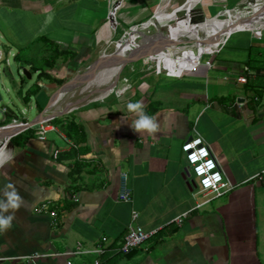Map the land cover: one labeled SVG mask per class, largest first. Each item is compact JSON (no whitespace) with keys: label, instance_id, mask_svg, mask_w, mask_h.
<instances>
[{"label":"crops","instance_id":"1","mask_svg":"<svg viewBox=\"0 0 264 264\" xmlns=\"http://www.w3.org/2000/svg\"><path fill=\"white\" fill-rule=\"evenodd\" d=\"M0 1L2 7L8 8L0 11L2 25L12 38L8 39L9 43L24 44L26 32L34 34V39L56 22L35 27L26 25L22 20L25 13L12 9L23 7L42 15L70 8L66 12L70 17L66 15L58 22L62 25L60 28L32 41L29 55L22 51L14 55L18 64L27 67L31 74V79H26L33 78L30 69L37 79L32 85L27 83L25 91L22 87L15 88L16 99L11 98L12 103L31 105L34 99L40 109L37 118L51 98V105L62 103V107L79 101L70 107L68 114L56 118L54 123L60 127L61 134L50 132L46 140L40 141L34 133L25 132L22 135L30 136L29 142L25 146L12 144L11 155L2 162L0 198H5L4 186L11 182L23 205L15 213L14 227L0 234V264H31L26 257L35 253L43 255L40 262L44 264H63L66 260L76 264H91L96 260L100 264H264V177L254 179L264 170V26L251 29L252 22L259 24V14L249 13V7L264 0H251L253 3L242 6L244 9L240 10L246 15L237 24L247 30L223 37L230 38L210 57L215 63L214 69L208 70L201 64L177 63L172 69L178 72L196 69L182 80L166 77L156 84L144 81L123 97L110 96L104 101H98L97 97L105 98L112 93L103 95L110 88L112 78L93 94L98 95L94 99L75 97L103 73V66L115 51L104 52L94 61L96 50L110 45L115 36L113 24L110 25L112 20L105 10L109 0H26L29 6H22L24 0ZM169 1L128 0L129 9L145 11L151 6L153 11L157 7L158 16L168 14ZM177 1L180 4L175 8L185 3V0ZM202 3L178 19L187 15L182 20L193 21L190 26L199 33L222 24L216 22L218 12L212 18L194 19ZM71 8H74L72 14ZM120 9L117 8L116 20ZM152 11L142 23L151 18ZM173 22L177 20L170 23ZM164 26L156 31H168ZM260 31L257 36L251 34ZM199 33L188 37L198 48L190 56L219 42L201 43L199 40L204 36ZM233 36L238 37L233 39ZM137 37L132 38L131 45L137 42ZM131 45L121 54L122 60L128 59L118 67L121 73L136 71L141 59L146 64L169 63L166 57L172 50L165 49L168 46L165 43L150 55L148 45L141 52L133 51L136 44ZM178 48H181L180 54H188L182 47L172 49ZM98 60L100 63L94 64L86 77L72 82L65 90L67 94L56 95L67 82L82 75L86 69L80 70L82 67ZM244 66H248L250 74L248 83L242 85L236 81L235 73ZM117 82L116 90L122 93L125 80L119 77ZM58 97L61 100L52 104ZM41 98L43 104L39 105ZM136 101L158 123L159 130L154 135L131 129L134 117L127 119L131 114L126 105ZM193 128L210 144L235 185L221 199H213L197 209L202 195L189 184L192 178L187 176L181 152V145L193 135ZM3 149L4 143H0V157ZM55 150L61 152L58 158L53 156ZM121 172L128 177L131 203L117 200ZM250 183L254 184L248 186ZM46 201L52 203L55 217L36 212ZM133 210L139 213L136 225L145 231L155 230L156 234L126 256L117 249L128 232ZM184 213H188L187 217L178 224L176 218ZM99 246L104 249L101 255L94 252Z\"/></svg>","mask_w":264,"mask_h":264},{"label":"rangeland","instance_id":"2","mask_svg":"<svg viewBox=\"0 0 264 264\" xmlns=\"http://www.w3.org/2000/svg\"><path fill=\"white\" fill-rule=\"evenodd\" d=\"M117 1L118 0L106 1L107 5H108L107 6L105 4V10H106L107 16L111 15V17H112L113 13H115V12H113V10H111V13H110V7L111 6L109 7V3H110V5H113V3H116ZM241 1H243V0H204L202 3L203 5L202 6L200 5L198 7V9H196L195 12L197 14H195V15L198 17H195L194 19H197L199 17H202V19L212 18L218 12L219 17L216 19V22L219 21V22L224 23V22H226V20H229V17L222 15L221 14L222 11L228 10V9L231 10L233 8H236V6L238 4H240L241 7L243 5L247 6V5H249V3L252 2L251 0H244L243 2H241ZM21 2L23 5L29 6V3L26 0L21 1ZM179 4H178L177 0H170L167 4L166 10L169 12V11L173 10ZM118 5H119V3H118ZM130 6L131 5L129 4L128 0H122L121 1L119 7H121V9L125 8V10L120 9L117 12L116 17L118 16V18L116 21L118 23V27H116V30L114 33L115 36H114V38H112V42L110 43V45H104L105 48H100V49L96 50V55L94 56V61L96 60V58H99L100 55L104 52H106V53L113 52L116 45H117V42L123 36L124 30L126 31L135 25L142 24L141 21L144 20L147 17V15L150 14V12L152 11L151 6L149 7V9H146L145 11H142V9H136V10L129 9ZM194 7L197 8V5ZM20 8L19 9H12L11 11H22V12H24L25 14L23 15L22 20H24L26 25H32L33 27H35L37 25L40 26L42 24H47V23H49V21L52 23H54V21H56L54 24H52V25L50 24L49 28L45 29L43 33L36 35V37L43 35V34L47 35L51 31H55L58 28H60V26H62V25H58V22L60 23L61 22L60 20L62 19V17H65L67 15L66 12H69V10H70V8L64 9V10H62L63 8H60L58 10L49 11V12H46V13L40 15L31 9L23 8V7H20ZM156 8L153 9L151 17L154 15ZM242 8L244 9V7H242ZM249 8H251V7H249ZM7 9L8 8L2 7L0 5V10L6 11ZM73 9L74 8H71L72 11L70 14H72ZM193 9H195V8H193ZM9 10H10V8H9ZM58 11H60V12H58ZM190 11H192V9ZM2 13H4V11ZM49 13H50V15H49ZM34 15H36V17ZM67 16H68V18L70 17L69 15H67ZM2 17H3V14H1V11H0V50H2L4 52V61H0V71H3V70L5 71L4 74L0 75V94L2 97V99L0 101V124H1V120H4V122L6 121L7 123L3 126H6L12 121V118H16V116L20 120H26L28 122H31L32 120H34L36 115L39 114L40 109H39V107H36V101L34 99H32L31 105H23V104L20 105L19 104L18 106H15L11 101V98L13 99V101L16 99V95H15V91H14L15 88H17V87L24 88L27 83L32 85L36 82L37 76L35 73H33V70H31L29 67L30 72H32V75H33L32 80L29 81L22 74V69H21L22 67L21 66H24V65H19L18 61L14 58V55L17 54L19 51L20 52L22 51L24 53V55H29V53H31V47H32L31 43L33 40H35L36 37L33 39L34 34H32L31 32H26L24 39H23V40H25L24 44H19V43H15V42H11V41H10L11 43H9L8 39L10 40L11 37L9 38L8 32L6 31L5 27L2 25L3 24L2 23ZM187 17L188 16L186 15L182 19L185 20V19H187ZM182 19L177 20V22L170 23L169 26H167V28H169V30H170V29H174L175 27H177L179 25L185 26V25H189V24L194 23L193 21L184 22V20H182ZM111 20H113V19L111 18ZM190 20H192V19H190ZM181 21H183V22L178 25V22H181ZM112 24H114V22L111 21L110 25H112ZM130 25H132V26H130ZM128 26H130V27H128ZM33 27H32V29H33ZM165 27L166 26H164L163 28H165ZM114 28H115V26H113V29ZM209 31H211V30H208V32ZM113 32H114V30H113ZM28 34H30V35L28 36ZM235 37H238V36H233V39ZM229 38L230 37H227L226 41H228ZM186 44L187 43H184V42L176 43L174 45L167 46V48H165V49L173 50L172 49L173 47H182V46H185ZM17 45H23V47L19 48ZM22 52H21V54H22ZM165 54H167V53H165ZM172 56L173 55H171L170 57H172ZM170 57H166V58H170ZM6 58L9 59V65L8 66L6 65V61H5ZM20 60H22V59H20ZM208 60H210V55H205L202 59L203 64H206ZM87 67L84 66L80 70H84ZM25 68L27 69V67H25ZM137 68H136V71H134V72H131V71L129 72L128 70H123L121 73L120 78H123V79L126 78L128 81V84H127V82L125 84L130 86L128 92L132 91L133 87L142 86L141 84L144 81L149 82V83L153 82V84H156V82L158 80L163 79V78L165 79L166 77L167 78H174V79H177V81H178V80H182L186 74L193 73V71H195V69L194 70L190 69V70H182V71L178 72L176 70L170 69L169 67H166L162 61H151L149 64H146V63H143L142 59L140 60V66ZM117 83H119V82H117ZM24 91H25V88H24ZM114 96L115 95H112L111 97H114ZM38 104L39 105L43 104L42 98L39 100ZM46 104L47 103L45 102L44 106L40 107L41 110H43L45 108ZM24 110H25V113L22 114ZM3 126H0V127H3ZM192 178H193V176H192ZM257 183L258 182H255V184H257ZM252 184H254V183H250L248 186H252ZM259 185H260V183L258 184V186ZM256 193H257V191H256ZM203 200L204 199L201 197L200 201H203Z\"/></svg>","mask_w":264,"mask_h":264},{"label":"built area","instance_id":"3","mask_svg":"<svg viewBox=\"0 0 264 264\" xmlns=\"http://www.w3.org/2000/svg\"><path fill=\"white\" fill-rule=\"evenodd\" d=\"M121 1L120 0L118 1L119 5ZM119 5L117 6V8L119 7ZM111 7H113V5H111ZM111 7H110V12H111ZM117 8L113 10V12H115L113 15V20H112V22H114L113 26H115L114 32L116 30V27L118 26V23L115 18ZM109 17L112 18L111 15ZM135 26H138V25H135ZM132 28H129V29H132ZM262 31L258 33L251 32V34L254 36L255 35L257 36ZM226 42L227 41L225 39L224 43L220 45L219 49L222 46H224ZM219 49L216 51H213L212 53L210 52L209 54H206V55H210V57L213 58L216 55V53L219 51ZM202 59L200 62H202ZM0 61H4V52L2 50H0ZM5 61H6V65L8 66L9 59L6 58ZM201 65L205 66L208 70L215 68V63L212 59L208 60L206 64H203L202 62ZM235 74H236V81L238 83L242 85H245L248 83V75L250 74V70L248 66H244L242 71H238ZM123 80H125V83L127 82L128 84V81L126 78H124ZM127 84L124 85L123 87L124 90L122 93H119L117 90L114 89L113 92L108 94L105 98H100L97 100L104 101L105 99H107L108 97L112 95H115L117 98L123 97V95L126 94L130 88V86ZM52 100L53 98H51V100L49 101V105H51ZM241 105L242 104H239V106ZM24 113L25 111L22 114ZM56 118L42 120L33 126H29L30 122L26 120H20L19 118H12V121L8 125L16 124V125H19L20 128H24L22 129V131H20V133H17V135L21 133H25L28 130H32L34 132V135L40 141H44L46 140L47 134L50 132H57L61 134L60 127L54 123ZM192 131H193V135L190 136L188 139H186L182 143L181 152L184 155L186 165H187L186 173L188 177L190 178H192L193 176L192 182L195 188L198 190V194L202 195V198L204 199L203 201H200L199 203H197L195 207V209H197V208L202 207L204 204L210 202L213 199L225 196L226 194H228L230 191H232L235 188V185L231 182V180L227 176L217 156L214 154L212 148L210 147V144L195 128H193ZM17 135H14L12 138H14ZM197 141L199 142L197 143ZM60 153L61 152L59 150H55L54 155H53L54 158H58ZM263 177H264V170L260 174H257L254 177V179H262ZM117 195H118L117 200L119 202L131 203L133 200L132 190L129 187L128 177L125 172H121L119 175V188H118ZM51 205L52 203L50 201H46L37 208L36 212L37 213H50L51 216L55 217L56 213L51 210ZM187 214L188 213H184L183 215H180L179 217H177L176 222L178 224L181 223L187 217ZM138 217H139V213L136 210H133L131 213L130 223L128 225V232L123 238L122 243L119 245L117 249V252L122 253L123 255H127L131 251L141 247L153 235L156 234L155 230L145 231L144 229L139 228L136 225ZM103 241H106V238H103ZM94 252L101 255L104 252V249L101 246H99L97 247V249L94 250ZM75 253H72V255ZM42 257L43 255L35 253L33 255L26 257V260L30 262L31 264H44L40 262V259ZM63 264H76V263L72 262L71 260H66ZM91 264H100V261L96 260Z\"/></svg>","mask_w":264,"mask_h":264},{"label":"bare ground","instance_id":"4","mask_svg":"<svg viewBox=\"0 0 264 264\" xmlns=\"http://www.w3.org/2000/svg\"><path fill=\"white\" fill-rule=\"evenodd\" d=\"M192 1L193 0H185V3L180 8H174L173 10L169 11L167 15L158 16L157 14H155L153 19L150 18L146 20L145 22H143L142 24L138 26H134L132 29L126 30V32L123 33V36L117 42L115 51L112 54L111 58L103 66L104 68L103 73L91 85L84 88L83 91H81L79 95L75 97V99L82 98V97H85L87 100L94 99L98 95L94 97L93 94L98 92L100 88L105 87L103 85H105L106 81L110 80L111 78L113 81L109 83L110 88L107 87L108 88L107 92L105 91L103 95L113 92L114 89L116 90L118 88L117 80L119 79L121 75V71L118 67L122 64L123 61H126V62L128 61V59L126 58H125L126 60L124 59L122 60L121 54L123 53V51L129 48V46L131 45L132 38L135 35H138V37H137V42L132 44L133 46L136 44V46L133 48V51L134 50L140 51V49L143 46L148 45L149 50L147 53L149 55L151 51L156 50L164 43L165 45H168V46L174 45L176 43H182V42L187 43L185 46H182V48L188 51V54L187 53L180 54L179 50L181 48L180 49L178 48V50L173 49L172 51H169V55L167 57H170L171 55L173 56L168 58L169 63L165 66L172 69V67L175 66V64L177 63H184V64L195 65V66L200 65L202 63L200 61L204 55L209 54L210 52L212 53L213 51H216L219 49L220 45L224 43L223 37L227 33L240 31V30H247V29H240L242 25L237 24V20L240 19L242 16L246 15V13L243 10L242 11L240 10L242 9L240 5H237L236 8H233L231 10L229 9L224 10L221 12L222 15H226V13L230 11L229 13L230 16L228 15L229 20H226V22L222 23L215 29H211V31L209 32L208 31L200 32L201 36H204L202 40L201 39L199 40L201 43H208L212 41H219V42L214 47L204 48L203 50H201L202 51L201 53H198L196 55L193 54L190 56L189 54L195 52L198 48H196V46L193 45V43L188 41V37L197 36V34L199 33L196 30L192 29L190 24L185 25V26L179 25L175 27L174 29H171L165 32H157L156 29H158L162 24H164L165 26H169L170 22L178 20L180 17L185 15L189 10H191L196 4L202 3V1L196 0L194 4L190 6V8H186L188 4H190ZM177 11H178V14H176ZM249 13H256L257 15L259 14V16H257L258 18L257 21L259 22V24L255 25L254 22H252L254 27L251 29L264 26V22L262 23L263 16H264L262 15L264 14V3L253 4L251 9L249 10ZM215 19H217V17ZM193 24L194 23H192V25ZM199 41L198 43H200ZM190 50H192V52H189ZM144 53L146 54V52ZM116 70H117V73H115L114 75V72ZM101 96L97 98H101ZM75 99H73V101H75ZM59 100H61V97H58L56 101H53L52 104H54V102H57ZM78 103L79 101L74 103L73 105L75 106ZM56 104L57 103H55L54 105ZM51 107H53V105H51ZM67 108H70V107H67ZM18 131H20V126L16 124L6 125L5 127L0 129V143H4V149H3L4 153L0 157V162H3L11 155L13 151V145L11 142V138L14 135H17Z\"/></svg>","mask_w":264,"mask_h":264},{"label":"clouds","instance_id":"5","mask_svg":"<svg viewBox=\"0 0 264 264\" xmlns=\"http://www.w3.org/2000/svg\"><path fill=\"white\" fill-rule=\"evenodd\" d=\"M126 110L131 114L127 119L134 117L130 123V127L134 132L154 135L159 130L158 123L152 116L146 114L144 105L141 102H129L126 105ZM0 167H2V162H0ZM3 197L5 198H0V234L14 227L15 213L23 205L22 198L11 182L5 184Z\"/></svg>","mask_w":264,"mask_h":264},{"label":"water","instance_id":"6","mask_svg":"<svg viewBox=\"0 0 264 264\" xmlns=\"http://www.w3.org/2000/svg\"><path fill=\"white\" fill-rule=\"evenodd\" d=\"M118 6V3H116L115 5H113V7H111V10H115ZM155 14V13H154ZM152 19L154 18V15L151 17ZM202 18V17H199ZM197 18V19H199ZM100 63V60H98L96 63L94 62L93 65L91 64L89 67H87L85 69V71L82 72V75H77L79 77H75L72 80H70L69 82H67L64 86H62L61 89H59V91L57 92L56 95L60 94V93H64L63 95L67 94V92L65 91L70 85H72V82H74V80L76 79H82L84 77H86L89 73V71L93 68L94 64L97 65ZM21 68V67H20ZM22 74L27 77L28 79H31V74L27 71L26 68L22 67ZM5 71H0V75L4 74ZM55 95V96H56ZM2 97L0 94V101H1ZM66 100H63L62 102L65 103ZM49 107V108H48ZM48 107H46V109L42 112V114L35 118L34 120H32L29 123V126H33L35 124H37L38 122L42 121V120H46V119H50V118H56V117H60V116H64L66 114H68L71 110V108H67V107H72V106H67V107H62V103H60L57 106L51 107V105H48ZM47 110V111H46ZM3 127H0V129ZM22 129L24 128H20V131H22ZM20 131H18L17 133H20ZM188 176V175H187ZM189 184H191L192 186H194L193 182L191 181Z\"/></svg>","mask_w":264,"mask_h":264},{"label":"trees","instance_id":"7","mask_svg":"<svg viewBox=\"0 0 264 264\" xmlns=\"http://www.w3.org/2000/svg\"><path fill=\"white\" fill-rule=\"evenodd\" d=\"M0 5H1V1H0ZM3 122V123H2ZM7 122L5 121L4 122V120H1V124H0V126H3V125H5ZM28 133H34L32 130H28L27 131ZM23 133H21V134H18L17 136H15L14 138H12L11 139V142H12V144L14 145V146H19V144H22V146H25L28 142H29V139H30V136H28V135H22ZM29 134V135H30ZM74 154V153H73ZM79 154H81V152H79ZM131 253H133V252H131ZM131 253H129V254H127L126 256H128V255H130Z\"/></svg>","mask_w":264,"mask_h":264},{"label":"flooded vegetation","instance_id":"8","mask_svg":"<svg viewBox=\"0 0 264 264\" xmlns=\"http://www.w3.org/2000/svg\"><path fill=\"white\" fill-rule=\"evenodd\" d=\"M22 6H23V4H22ZM27 6V5H26Z\"/></svg>","mask_w":264,"mask_h":264}]
</instances>
